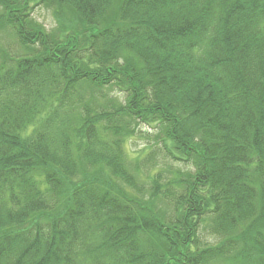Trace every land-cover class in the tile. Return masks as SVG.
I'll list each match as a JSON object with an SVG mask.
<instances>
[{"label":"trees","instance_id":"1","mask_svg":"<svg viewBox=\"0 0 264 264\" xmlns=\"http://www.w3.org/2000/svg\"><path fill=\"white\" fill-rule=\"evenodd\" d=\"M0 264H264V0H0Z\"/></svg>","mask_w":264,"mask_h":264},{"label":"rangeland","instance_id":"2","mask_svg":"<svg viewBox=\"0 0 264 264\" xmlns=\"http://www.w3.org/2000/svg\"><path fill=\"white\" fill-rule=\"evenodd\" d=\"M36 19L45 27L46 30L51 31L57 27L56 21L52 12L44 7H38L34 13ZM145 129V128H144ZM146 139L137 137L127 145V153L129 157H135L138 153L144 150Z\"/></svg>","mask_w":264,"mask_h":264}]
</instances>
